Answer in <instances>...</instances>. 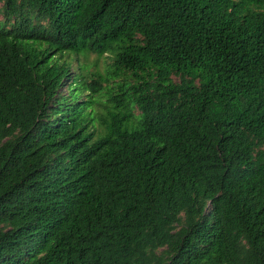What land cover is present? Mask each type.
I'll return each mask as SVG.
<instances>
[{
    "label": "trees",
    "instance_id": "trees-1",
    "mask_svg": "<svg viewBox=\"0 0 264 264\" xmlns=\"http://www.w3.org/2000/svg\"><path fill=\"white\" fill-rule=\"evenodd\" d=\"M0 264H264V0H0Z\"/></svg>",
    "mask_w": 264,
    "mask_h": 264
},
{
    "label": "rangeland",
    "instance_id": "rangeland-1",
    "mask_svg": "<svg viewBox=\"0 0 264 264\" xmlns=\"http://www.w3.org/2000/svg\"><path fill=\"white\" fill-rule=\"evenodd\" d=\"M94 59H95V57L92 56V57L89 59V61L91 62V61H93ZM106 63H108V61H107L105 58H103V59H101V60L98 61V70H99L101 73L103 72ZM90 70H92V69L90 68ZM174 80H175V79H174ZM83 99H85V95H82L80 100H83Z\"/></svg>",
    "mask_w": 264,
    "mask_h": 264
}]
</instances>
